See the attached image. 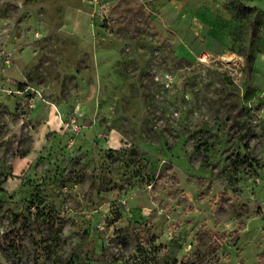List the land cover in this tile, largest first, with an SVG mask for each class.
Listing matches in <instances>:
<instances>
[{"label": "rangeland", "instance_id": "374dc122", "mask_svg": "<svg viewBox=\"0 0 264 264\" xmlns=\"http://www.w3.org/2000/svg\"><path fill=\"white\" fill-rule=\"evenodd\" d=\"M0 264H264V0H0Z\"/></svg>", "mask_w": 264, "mask_h": 264}, {"label": "built area", "instance_id": "2783aa9c", "mask_svg": "<svg viewBox=\"0 0 264 264\" xmlns=\"http://www.w3.org/2000/svg\"><path fill=\"white\" fill-rule=\"evenodd\" d=\"M202 57H206V55L203 54ZM227 57H228V62H230V61L233 59V57H231V56H225V57H223V58L226 60Z\"/></svg>", "mask_w": 264, "mask_h": 264}]
</instances>
